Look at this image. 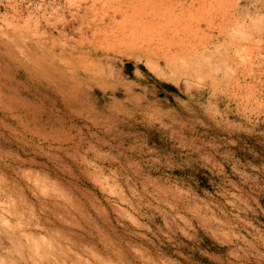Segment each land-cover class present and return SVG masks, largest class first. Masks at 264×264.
<instances>
[{
    "label": "rangeland",
    "instance_id": "obj_1",
    "mask_svg": "<svg viewBox=\"0 0 264 264\" xmlns=\"http://www.w3.org/2000/svg\"><path fill=\"white\" fill-rule=\"evenodd\" d=\"M180 1L0 0V264H264V0Z\"/></svg>",
    "mask_w": 264,
    "mask_h": 264
},
{
    "label": "bare ground",
    "instance_id": "obj_2",
    "mask_svg": "<svg viewBox=\"0 0 264 264\" xmlns=\"http://www.w3.org/2000/svg\"><path fill=\"white\" fill-rule=\"evenodd\" d=\"M181 1H182V0H181ZM181 1H180V2H181ZM186 1H187V0H186ZM182 2H183V1H182ZM92 4L95 5L94 2H93ZM100 4L103 5V4H106V3H100ZM102 5H101V6H102ZM106 5H108V4H106ZM129 6H130V4H129ZM132 6L134 7L133 4H132ZM89 7H90V6H89ZM109 7H110V6H109ZM112 7H113V5L111 6V8H112ZM115 7H116V6H115ZM115 7H114V8H115ZM118 7H119V5L117 6V8H118ZM126 7H127V5H126ZM87 8H88V7H87ZM91 8H92V7H91ZM105 8H106V7H105ZM122 8H123V7H122ZM129 8H130V7H129ZM134 8H135V7H134ZM97 9H98V8H97ZM108 9H110V8H108ZM125 9H126V8H125ZM125 9H124V10H125ZM116 10H117V9H116ZM116 10H115V11H116ZM119 10H121V9L119 8ZM122 10H123V9H122ZM122 10H121V11H122ZM131 10H133V9L131 8ZM131 10H130V11H131ZM96 11H97V10H96ZM98 11H99V10H98ZM115 11L113 10V12H115ZM130 11H129V12H130ZM138 11H139V10H138ZM141 11H142V9H141ZM102 12H103V11H102ZM119 12H120V11H119ZM123 12H125V11H123ZM136 12H137V10H136ZM145 12H146V11H144L143 14H144ZM153 12H154V11H153ZM104 13H105V12H103L102 14H104ZM110 13H111V12H110ZM126 13H128V11H126ZM130 13H132V11H131ZM130 13H128V15L126 14V16L128 17V16L130 15ZM150 13H152V12L149 11V14H148L149 16H151ZM100 14H101V13H100ZM106 14H107V13H105V15H106ZM108 14H109V13H108ZM132 14L135 15L134 12H133ZM137 14L141 15L140 13H137ZM152 14H153V13H152ZM154 14H155V13H154ZM154 14H153V15H154ZM158 14H159V13H158ZM94 15H95V14H94ZM105 15H104V16H105ZM124 15H125V14H124ZM124 15H123V16H124ZM153 15H152V18H153ZM123 16H122V18H123ZM126 16H124V17H126ZM149 16H148V17H149ZM100 17H103V15H102V16L100 15ZM112 17H113V16H112ZM135 17H136V16H135ZM144 17H145V16H144ZM144 17H143V18H144ZM148 17H147V18H148ZM95 18H96V17H95ZM108 18H109V17H108ZM114 18H115V17H114ZM139 18H141V16H138L137 19L139 20ZM152 18H151V19H152ZM161 18H163V17H161ZM115 19H116V18H115ZM115 19H114V20H115ZM123 19H124V18H123ZM123 19L120 18L119 20L121 21V20H123ZM130 19H131V18H129V20H130ZM134 19H135V18H134ZM134 19H131V20H133L134 22H133V21H130L129 24H132V23L135 24V21H137V20H134ZM144 19H145V18H144ZM148 19H149V18H148ZM151 19H149V20H151ZM100 20H101V19H100ZM112 20H113V18H112ZM125 20H126V19H125ZM125 20H123V23L125 22ZM127 20H128V19H127ZM140 20H141V19H140ZM140 20H139V22H137V23L141 24V23H140ZM149 20H147V21L150 22L151 25H153V24H154V23H153V22H154L153 20H155V19L152 20L153 22H151V21H149ZM116 21L118 22V24L120 23V24L123 25V23H121L120 21H118V20H116ZM116 21H113V22H116ZM95 22H96V21H95ZM127 22H128V21H127ZM141 22L144 23V24L146 23L145 21H142V20H141ZM148 22H147V25H150V24H148ZM155 23H156V21H155ZM120 24H119V25H120ZM127 24H128V23H127ZM129 24H128V25H129ZM133 24H132V25H133ZM139 24H138V25H139ZM156 24H157V23H156ZM156 24H154V27H156V26H157V27L161 26L159 22H158L157 25H156ZM161 24H163V23H161ZM105 25H106V24H105ZM110 25H111V24H110ZM119 25H118V27H119ZM135 25H137V24H135ZM135 25H133V26H135ZM164 25H165V24H164ZM94 26H96V25H94ZM114 26H117V23H116V25H114ZM114 26H113V27H114ZM141 26H142V24H141ZM141 26H140V27H141ZM98 27H99V26H98ZM103 27H104V26H103ZM113 27H112V28H113ZM121 27H122V26H121ZM121 27H119V28L121 29ZM131 27H132V26H131ZM137 27H138V28H137ZM137 27H133V30H132V28H130V30L128 29V33H126V31H124V32H123L124 35H123L122 33L120 34L121 36L123 35V37H125V39H126V41H127L128 43L130 42V43L132 44V46H131V44L128 45V44L126 43V41L124 40V41H125V44H124V45H128L127 47H126V46H125V47L130 49L131 47H132V48H133V47L135 48L136 46H140V45H141V46H140L141 48H142L143 46H146L145 48H148L147 50L152 51L151 48H152V43H153V41H154L153 37L156 39V37H160L161 35L163 36V34H161V33H162L161 30H163V26H162V29H161V27L159 28L158 33H157V31H155V30L157 29V27L154 29L153 26H151V27H152V28L150 27L151 30H150V29L148 30L147 28H144V27H146L145 25H144V27H141V29H139V28H140L139 26H137ZM110 28H111V27H110ZM112 28L109 30V31L112 32L111 35L114 33V31H112ZM122 28H125V26L122 27ZM142 28H143V29H142ZM148 28H149V26H148ZM97 29H98V28H97ZM104 29H105V28H104ZM104 29H103V32L105 31ZM113 29H116V28L114 27ZM125 29H127V28H125ZM160 29H161V30H160ZM164 29H165V28H164ZM92 30H93V29H92ZM95 30H96V29H95ZM117 30H118V29H117ZM123 30H124V29H123ZM131 30H132V31H131ZM93 31H94V30H93ZM93 31H92V33H93ZM97 31H98V30H97ZM121 31H122V29H121ZM163 31H164V30H163ZM98 32H99V31H98ZM107 32H108V31H107ZM107 32L105 31V33H107ZM119 32H120V31H119ZM96 33H97V32H96ZM109 33H110V32H109ZM116 33H117V32L114 33V36H115ZM163 33H164V32H163ZM93 34H94V33H93ZM93 34H91V35H93ZM94 35L96 36V34H94ZM157 35H158V36H157ZM121 36H118V37H121ZM123 37H122V39H123ZM115 38L117 39V36H116ZM122 39H121V41H119V39H118V41L115 40V43L120 42L121 44H123L122 42H124V41H123ZM157 39H158V38H157ZM159 39H160V38H159ZM159 39H158V40H159ZM162 39H163V38H162ZM162 39H160V41H161ZM99 40L101 41V38H100ZM158 40H157V42H160V41H158ZM163 40H164V39H163ZM88 41H90V39H88ZM93 42H94V41H93ZM154 42H156V41H154ZM157 42H156V43H157ZM86 43H87V42H86ZM97 43H100V42H97ZM120 43H117V45L120 44ZM136 44H138V45H136ZM139 44H140V45H139ZM158 44H160V43H158ZM158 44H157L156 46H153L154 48L157 49L156 52H157V53H160L162 48H164V51L166 52L165 47H163V46L165 45V41H163V42L161 41V44H162V45L160 44V45L158 46ZM88 45H89V43H88ZM90 45H91V44H90ZM94 45H96V44H94ZM98 45H100V44H98ZM133 45H134V46H133ZM153 45H155V44H153ZM85 46H86V45H85ZM100 46H101V45H100ZM113 46H115V44H114ZM113 46L111 45V48H113ZM130 46H131V47H130ZM86 47H87V46H86ZM83 48H84V47H83ZM92 48H93V47H92ZM92 48H91V49H92ZM114 48H115V47H114ZM138 48H139V47H138ZM145 48H144V49H145ZM154 48H153V49H154ZM94 49H95V48H94ZM98 49H99V47H98ZM142 49H143V48H142ZM87 50H88V49H87ZM113 50H116V49H113ZM147 50H146V51H147ZM83 51H84V50H83ZM88 51H89V50H88ZM107 51H108V50H107ZM144 51H145V50H144ZM146 51H145L144 53H146ZM154 51H155V49H154ZM164 51H163V53H162L163 55H161V54H159V55H160V56H165V54H164L165 52H164ZM85 52H86V51H85ZM152 52H153V51H152ZM152 52H151V53H152ZM167 52H168V51H167ZM147 53H148V51H147ZM94 54H95V52H94ZM101 54H102V53H101ZM153 54H154V53H153ZM90 55H91V54H90ZM154 55H155V54H154ZM166 55H167V53H166ZM96 56H97V55H96ZM156 56H157V54H156ZM167 56H168V55H167ZM169 57H170V55H169ZM100 58H101V57H100ZM100 58H99V59H100ZM102 58H103V57H102ZM164 58H165V57H163L162 59H164ZM169 59H170V58H167L168 61H169ZM171 60L173 61L172 57H171ZM168 61L165 60V62H168ZM169 62H170V61H169ZM86 69H87V68H86ZM82 71H83V70H82ZM84 71H85V70H84ZM84 73H85V72H84Z\"/></svg>",
    "mask_w": 264,
    "mask_h": 264
}]
</instances>
